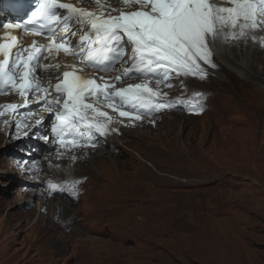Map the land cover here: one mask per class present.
<instances>
[{"label":"rangeland","instance_id":"374dc122","mask_svg":"<svg viewBox=\"0 0 264 264\" xmlns=\"http://www.w3.org/2000/svg\"><path fill=\"white\" fill-rule=\"evenodd\" d=\"M260 48L259 54L264 55V47ZM212 60L215 63L214 58ZM217 64L216 61L215 68L206 67L235 78L237 86L233 92L221 90L208 77L196 78L193 83L185 81L186 87L175 81L181 78L174 79L171 83L175 86L171 88L157 85L152 80L149 87L159 93L155 99L176 96L175 100H185L183 98L194 97V93H203L206 100L212 95V100L207 104L205 100L201 105L197 102L203 109L200 113L185 115L175 110L154 111L150 115H155L153 127L140 125L139 135L121 137L117 143L118 151L104 147L106 154L103 155L107 157L98 164L111 169L106 170L109 177L103 178L99 174L103 169L93 165L92 172L81 168L79 179L73 175L67 178L82 180L76 191L81 196L78 201H73L75 197L67 199L66 195L49 190L50 183L62 185L64 179L49 177L47 180L40 176L38 184L45 188L49 199L54 197L75 203L82 214L94 211L95 207L91 206L98 205L99 197L104 194L116 199L120 194L128 197L126 205L105 221L108 228L120 223L121 211L123 218L132 214L127 238L111 233L102 235L96 229L99 222L95 224L89 220L86 226H91L92 233H87L90 238L85 240L83 234L67 235V250L58 253L51 246L50 235L41 230L45 220L38 218L31 226L37 217L34 213L23 232L11 235L7 231L10 214L34 209L37 199L26 203L20 199L23 196L19 188L23 172L2 171L4 166H11L8 160L29 157L18 151L23 140L15 136V124H10L6 131L10 137L0 142V264H264V87L258 85L264 84V75L254 68L252 72H257L259 77L247 74L251 78L249 82L235 71L218 69ZM254 64L264 70V60H255ZM142 80L145 79L123 81L122 85H128L130 81L142 84ZM29 97L33 100L36 95ZM44 104L41 102L34 108L42 111ZM106 104L112 108L110 103ZM216 108L221 110L217 112ZM114 117L121 121H142L141 118ZM38 120L43 122L40 126L43 130H50L55 112L47 111ZM36 127L23 134L22 138L30 132L29 137L32 136L34 141L25 142L24 145L29 143V146L23 149L41 159L43 154L36 155L32 148L37 142L41 144L45 133H38L39 125ZM49 141L51 139L45 140L46 143ZM88 146L96 148L97 143ZM49 148L54 150L55 146ZM107 152L117 157L124 169L118 171L119 163L113 165ZM119 172L121 177L118 176L116 181ZM161 180L170 181L172 186L169 189L158 186L156 182ZM139 187L142 195H132ZM135 197H142V200L135 201ZM111 203L121 204L118 200L108 204ZM46 211L45 208L42 212ZM150 214L155 229H150L151 221L146 223ZM135 222L139 225H134ZM133 225L135 228H131Z\"/></svg>","mask_w":264,"mask_h":264},{"label":"snow or ice","instance_id":"6c2138e0","mask_svg":"<svg viewBox=\"0 0 264 264\" xmlns=\"http://www.w3.org/2000/svg\"><path fill=\"white\" fill-rule=\"evenodd\" d=\"M78 2L99 7L100 14L58 0H38L27 20L2 25L4 29H22L49 39L50 43L39 50L33 46L26 59L22 58V45L17 43L19 37L8 34L0 37L10 41L0 43V55L3 56L0 59V89L5 84L18 88L22 98L27 92L36 91L52 95L50 89H41L39 83L30 82L38 71L51 67L40 64L45 52L62 51L100 72L117 70L114 65L120 61L130 65L117 70L119 75L103 85L97 84L95 79L76 75L75 71H66L62 82L55 85L54 104L39 97L48 112H55L52 124L55 136L72 138V143L65 147L80 146L85 137L91 141L94 132L104 135L105 123L97 118L110 121V117L93 103L85 102L90 98L103 96L119 116L139 119L137 113L150 114L172 106L170 102L153 100L159 93L148 87L149 82L154 80L157 85L171 88L175 86L171 81L180 77L206 79L205 66L216 67L212 56L218 41L251 40L264 47V36H257L258 32H264V0H117L125 7L136 8L130 12L105 7L100 0ZM60 10H65L66 14ZM114 12L118 14L113 15ZM37 21H43L38 28L35 27ZM41 29L45 31L41 32ZM78 31L83 34L73 43L71 37ZM128 46H131V55L123 60ZM9 64L11 72L5 71ZM17 77L18 84L14 83ZM140 77L148 80L126 88L115 87V81ZM180 86L186 87L184 80H180ZM108 88L114 90L106 91ZM194 95L202 99L204 94ZM202 110L201 107L199 111ZM40 123L42 121L38 120L37 125ZM81 126L86 131H82ZM42 138L50 139L48 135ZM79 183L73 181L61 186L50 183L49 190L75 193Z\"/></svg>","mask_w":264,"mask_h":264},{"label":"bare ground","instance_id":"6f19581e","mask_svg":"<svg viewBox=\"0 0 264 264\" xmlns=\"http://www.w3.org/2000/svg\"><path fill=\"white\" fill-rule=\"evenodd\" d=\"M3 1L4 0H0V37L5 36V34L12 35L9 34L8 30L4 29L2 26L5 22H9L11 18L10 12H8L7 9L4 10L1 8V3ZM64 2L66 4L72 5L74 8L84 9L87 11L100 14L99 7H91L89 5L80 6L78 0H64ZM100 3L103 4L105 7L122 10L124 12H130L136 10L135 7H125L122 3H118L117 0H100ZM60 11L66 14L65 10H60ZM116 14H118V12L113 13V15ZM106 15L107 13H105V16ZM79 34L82 35L83 33L77 32V35ZM77 35L71 37L73 43L76 42ZM257 36H264V32H258ZM17 37H19L17 43L22 45L23 47L22 58L25 59L30 54V49L33 48V46H35V48L39 50L42 46H46L50 43L49 39L41 40L35 37H31L29 35H25L23 33H19ZM0 43L7 44L10 43V41L6 39H0ZM259 49H261L259 43H253L251 40L241 39L239 41L232 40L228 42L218 41L215 45L214 54L212 58H214L215 63L216 61L218 62L217 64L218 69L221 70L222 68H224L231 70V72L235 71L240 76H244L245 80L249 81L251 80V78H249V75L247 74H250L252 76L253 75L258 76L256 74L257 72H252V69L254 68H256L258 72L260 71L259 74L264 75V70L259 69L254 64L255 60H257L258 62H262L264 60V55L259 54ZM13 51H15V49H13ZM126 51H127V55L123 58V60H127L128 57L131 55V46H128ZM43 56L44 58L40 62V64L49 65L51 67L38 71L37 75L33 77L30 82L39 83L41 85V89H50L52 92L51 96H49L45 92L36 91L33 92V94L37 95L36 98L30 100L29 99L30 97L28 95H30L32 92H27L25 97L22 98L19 94L18 88H13L14 91L9 90V92L7 91L4 95L0 93V142L10 137V135L6 134L7 133L6 131L9 128L10 124H15V126L17 127V128L15 127L16 129L14 131L15 136L21 137V139L23 140V146L18 151L27 154L29 156L28 158L26 157L22 158L21 156H19L16 157V159L14 158L15 160L13 161L8 160L9 162L8 165L11 166L10 167L4 166L2 171L23 172L22 173L23 180L20 181L22 183H21V187H19L21 189L23 196L20 199L23 200V203H26V201L32 202L35 199H37L36 206L34 209L31 208L22 212L15 211L10 214V218L7 222L8 224L7 231L11 235L20 234L21 232H23L27 228V224L31 218V214L34 213V215L37 214V217L35 218L36 221H34L31 224V226H33L36 222H38L37 221L38 218H43L45 222L41 226V230L46 234L50 235L51 246L58 253L59 252L63 253L64 251L67 250L68 247L66 240L67 235L83 234L85 236L83 237L85 240H88V238H90V236H88L87 233H92V231L90 230L91 226H86V222L89 220H93L95 224L96 221L97 223L99 222L98 223L99 226L96 227V229L97 232H100V234L102 235H107L111 233V234H118L120 238H127V236L130 234L128 223L132 222V214L129 215L128 217L123 218V214L121 211L118 219V222L120 223L111 225L108 228H106L107 224L105 223V221L108 220L109 216H111L114 211L117 210V212H119V210L123 208L124 205H126V202L129 200L128 197L125 196L122 197V194H120L116 199V197H112L108 194H104L99 197L98 205L91 206V207H95L94 211H92L91 213L82 214L83 212H81L80 209L76 208L75 203L64 202L54 197H51L49 199L48 194L44 190L45 188H42L38 183L40 182L41 179L40 176H42V177H46L47 180L49 177H53L57 180L64 179L65 180L64 184H70L68 182H73V180L70 181L71 179H67L68 176L73 175L75 178H78L79 170L81 168L91 169L90 171L92 172L93 165H96L103 169L102 173L101 172L99 173L103 176V178L109 177L106 170H111V169L106 166L105 168L101 167L98 164L99 161L104 159V157H107L103 155L106 154V151H104V147H108L110 151L112 150L113 152L118 151L119 146H117V143L119 144V140L121 139V137L129 136L132 134L139 135L138 127L140 125H147L148 128L153 127L154 121L152 118H154L155 115L151 117L150 115H152V113L155 112L153 111L150 114H145L142 112L137 113L138 115H140L142 121H135L133 119H125L121 121L118 118L114 117V116H119L118 111H113L112 108H109V106L107 107L106 103L107 102L111 103L110 101L105 100L103 96L99 97L98 99L94 97L90 98L88 101L85 102L93 103L94 106H96L99 111H104L105 113H107V117H110V121L107 120L106 118H97L105 123L104 135H100L99 133L94 132L93 139L91 141H88L83 145L81 144L80 146H76V147L71 146L70 148L69 147L67 148L62 145L65 144L70 145L72 141L64 140L63 138L56 137L55 134L52 132V128L50 130H48V128L46 130H43L44 127L43 128L40 127L43 124L42 122L39 124L38 131L37 130L36 131L38 133H43L44 131L45 135L51 137L50 138L51 142L49 141L50 143H46L44 139L41 140V144L38 142L35 143L32 149L36 152V155L43 154L41 159H39L32 153H29L30 151L29 152L23 151L22 149L25 147L24 142L34 143V141L32 142L31 140L32 136L29 137L30 132H27L24 138H22L23 134H25V131L36 129L37 120L39 119V116L40 115L42 116L44 115L45 112H47L46 107H43L44 109H41L42 111H40V109L37 110L34 108L36 107V105L42 102L39 100V97L43 96L44 100L54 104L55 101H53V99H55V85L57 83L62 82L63 73L66 71L72 72L73 70H75L79 74V76H82L85 79H95L97 84L103 85L106 83H111L112 78L119 75V71L117 70H121L123 68L130 66L129 64H125V63L123 65L120 64L115 67V69L117 70L111 71V73H109L108 76L106 75L105 77H103L104 78L103 80H100L98 79L100 77V74L90 69H85L84 64L80 60L75 59L71 55L66 56L62 51L61 52L51 51L50 54L49 52H45ZM0 59H3L2 55H0ZM11 59L12 56L10 55L9 60L11 61ZM57 65L59 67H56ZM205 68L207 67L205 66ZM7 70L9 72L12 71L10 68V64L7 65ZM18 70L22 71L23 69H18ZM207 70H208L207 77L214 80L216 84L219 85L221 90L227 91L229 93L233 92V88L237 86V81L235 80V78H229L227 76H224L218 73L214 69H212L211 71L207 68ZM180 78H181L180 80H184V83L185 81L193 83V81L197 80L196 78L191 76L187 78L184 77H180ZM133 79H136L137 81L139 79H145L146 81L148 80V78L146 77L125 78L119 81H115V87L119 89V88H126L129 85L140 84L139 82L133 83L135 81H130L131 83L129 82L130 84L128 83V85H122L123 81H129ZM262 79L264 82V77H262ZM15 80L17 81L18 84L19 83L18 77L15 78ZM145 80L142 81H144L145 83L146 82ZM180 80H175V81H180ZM226 80L229 82V84L226 82ZM150 83L151 82L148 83V87ZM258 85L264 87L263 83H258ZM113 90L114 89L112 88L106 89V91H113ZM156 96L153 97V100H157L155 99L157 98ZM206 97L204 95L203 100L196 96L186 97L183 99L190 98L191 100H193L194 98H197L198 104L201 105L205 102ZM211 97L212 95L208 96L206 100L207 101L206 104L208 103V101L212 100L210 99ZM169 99L170 98H168V100ZM25 101H27V103ZM9 105H11L12 107H9ZM44 106H46V104ZM215 110L218 112L221 109L216 108ZM89 115L91 116L93 114L89 112ZM33 117L36 118L38 117V119H34ZM118 122H120V124H118ZM134 125H136L135 128ZM62 139H63V143H61ZM95 141L97 143L96 148L88 146L89 144H92ZM50 146L53 147L55 146V149L50 150L49 148ZM96 154H100L101 156H96ZM65 155H67L68 157L67 158L64 157ZM107 155H109L112 158L110 162L113 165H117L118 163L120 165V162L116 160L118 159L117 157H113L110 152H107ZM4 161L6 162V160ZM84 161L86 162V164H83ZM70 163H73L71 164L72 166L70 165ZM122 169L124 168L120 165L118 171ZM155 170L158 171L156 167ZM24 175H26L25 177L27 178H24ZM116 176L117 179L115 176L114 178L117 181L118 176L121 177V173L120 172L117 173ZM169 176L171 177V175ZM87 179L88 177L86 176L85 180ZM156 184L160 187H168V189L172 186L171 182L167 180L157 181ZM60 193L62 195H65L64 191ZM137 194L142 195V189L140 187L136 188L132 192V195H137ZM25 196L26 197L28 196V198H25ZM117 200L121 202L120 205L115 206L116 204L113 203L108 204L110 202H115ZM134 200L140 201L142 200V197H135ZM45 208L47 210L46 213L42 212ZM100 209L102 210L98 211ZM49 213H51L50 216ZM76 217H78V219H75ZM145 220L146 223H149V221H151V225L149 226L150 229H155V225L152 223L154 222L152 214L147 216ZM100 221L103 222L101 223ZM142 221H144V219H142ZM134 225H139V223L135 222ZM134 225L131 226V228L132 227L135 228ZM99 242L101 241H98V243Z\"/></svg>","mask_w":264,"mask_h":264}]
</instances>
